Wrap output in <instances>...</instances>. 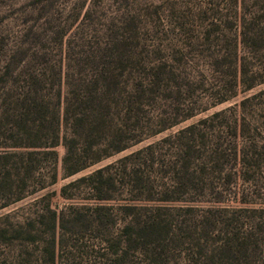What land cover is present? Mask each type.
Listing matches in <instances>:
<instances>
[{
	"label": "rangeland",
	"instance_id": "374dc122",
	"mask_svg": "<svg viewBox=\"0 0 264 264\" xmlns=\"http://www.w3.org/2000/svg\"><path fill=\"white\" fill-rule=\"evenodd\" d=\"M95 114L140 140L14 147ZM0 154V264H264V0H0Z\"/></svg>",
	"mask_w": 264,
	"mask_h": 264
},
{
	"label": "trees",
	"instance_id": "16d2710c",
	"mask_svg": "<svg viewBox=\"0 0 264 264\" xmlns=\"http://www.w3.org/2000/svg\"><path fill=\"white\" fill-rule=\"evenodd\" d=\"M111 78L106 77L107 82L110 80ZM112 81H114L112 79ZM102 94V93H100ZM95 96H97V94L95 93ZM127 102V101H126ZM101 103V99L100 102ZM29 105V104H27ZM94 105H97L96 103H94ZM142 106L141 101H139V97L136 96L132 101H130L129 105L125 108V114H130L133 109L136 110H140ZM30 107V105H29ZM43 105L41 103H39V100H36L33 102L32 107H30V109H36L35 112H39L42 109ZM133 108V109H132ZM27 111V109H26ZM94 111L93 108H89L87 110V112H90L91 114ZM27 118L29 117V115L33 114V111L28 110L26 113ZM99 114V113H98ZM102 115H92L90 117H86V118H79L76 119L75 121H73L70 125V128L73 129L72 134H71V138H68V135H64L63 139H60L58 130H54L52 129V127L50 128V143L48 145H42V144H37V143H20L19 145H15L14 147H20V148H26V149H31L33 150L32 152L29 153V157H31L32 155L35 154H39L37 153L36 150H47L46 154L47 155H51L54 156L55 158V162H58V154L55 151V149L59 146L62 145L65 148V154L61 159V165H62V170H63V176L64 178L66 177H70L73 176L81 171H83L84 169L88 168L89 166H92L98 162H100L103 158L108 157L109 155H111V152L113 153H118L121 151L126 150L127 148L131 147V142L135 141V143H137L140 139L139 137H136V135H134L135 131L134 130L133 134L130 135L129 137L124 138L123 135L118 136L116 139H111V146L109 147V142L106 146V154H102L101 152H103V150L96 156H94L95 158L92 157L90 162H85L83 161L82 157H80V155L83 156V153H92L94 154V149L96 148L97 150L100 149L103 145V136H102V129H101V125L104 124V117L102 118ZM26 118V120L28 121V119ZM188 118V117H187ZM23 120V119H22ZM20 120V121H22ZM35 118H33L32 121H34ZM186 120V118L184 119ZM59 119L56 120V126L59 124ZM55 123V121L53 122ZM178 123H174L171 126H174ZM26 124L23 125V127L26 129L25 131H27V135L30 134V130L32 129V127L34 126V128H40L42 126V124H37L35 125V123H33L29 128H26ZM55 126V125H54ZM57 128V127H56ZM81 128L85 131L83 132H78L77 129ZM189 129H191L190 127L187 128V130L189 131ZM164 130V129H162ZM162 130H159L158 132H161ZM38 131V130H37ZM185 130H183L181 133H183ZM97 132V133H96ZM85 138V140L80 144V139L81 138ZM123 137V139H121ZM36 140H39V137L36 135ZM22 139L19 141L21 142ZM63 142V143H62ZM191 146H187V148L189 149ZM39 152V151H38ZM1 154H0V159H1ZM27 167V168H26ZM27 173H30L31 170H37L36 166H34L32 163H29V166H25ZM24 168V169H25ZM108 170V169H105ZM103 170H98L96 171L94 175H100L101 173H103ZM53 175L51 177V181L47 182L45 184L40 185V187L38 189H36L34 192L45 188L48 185L54 184L55 182H57L58 179V171L56 170V168L53 170ZM18 174V173H17ZM110 182L113 181V179L109 180ZM18 194V195H17ZM14 200L15 201H19L21 200L24 196L21 193V190L19 193H17ZM99 200H108L104 197H99ZM9 201L7 199H5L4 203H2V205L0 206L1 208L8 206L10 203H8ZM54 215V223H55V218H56V213L53 212ZM29 237L27 238H31L32 236L28 235ZM4 238V234L2 232H0V240ZM16 239V237H14Z\"/></svg>",
	"mask_w": 264,
	"mask_h": 264
}]
</instances>
